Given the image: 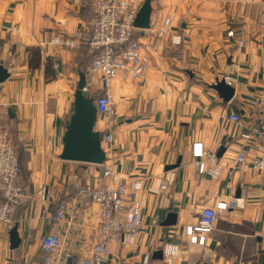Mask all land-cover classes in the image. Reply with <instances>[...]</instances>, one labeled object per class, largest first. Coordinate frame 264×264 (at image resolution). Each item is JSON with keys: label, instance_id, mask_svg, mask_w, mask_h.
Returning <instances> with one entry per match:
<instances>
[{"label": "crops", "instance_id": "crops-1", "mask_svg": "<svg viewBox=\"0 0 264 264\" xmlns=\"http://www.w3.org/2000/svg\"><path fill=\"white\" fill-rule=\"evenodd\" d=\"M90 1L0 0V63L9 75L0 84V131L17 147L28 196L13 217L17 249H10V230L0 228V264H38L44 235H57L60 252L71 259L87 257L97 239L99 208L78 199L75 187L107 184L102 167L59 159L79 74L88 83V59L48 44L58 35L89 32ZM151 5L150 21L170 18L172 33L182 35L183 43L156 49L155 38L141 36L150 60L146 83L125 75L112 83L117 123L110 152L102 146L105 165L112 164L123 183L143 181L134 199L144 230L134 245H116L106 264H143L145 255L150 264H264V174L234 164L236 153L249 158L260 150L258 134L238 139L251 127L259 131L256 110L243 102L241 88L264 89V0ZM55 64L63 67V76H57ZM224 77L236 86L229 101L210 88ZM231 114L242 122H230ZM98 117L94 131L100 133ZM194 144L213 160L194 158ZM198 163L206 165L205 173L196 172ZM47 195L48 215L42 216ZM219 203L225 208L204 245L189 243L185 229L195 226L205 206ZM60 205L64 215L56 222ZM165 243L179 247L169 262Z\"/></svg>", "mask_w": 264, "mask_h": 264}, {"label": "built area", "instance_id": "built-area-1", "mask_svg": "<svg viewBox=\"0 0 264 264\" xmlns=\"http://www.w3.org/2000/svg\"><path fill=\"white\" fill-rule=\"evenodd\" d=\"M92 15L90 30L85 33L77 30L71 35H58L49 41L55 48L68 50L73 53H83L88 59L87 77L83 91L94 96L96 113L100 117L104 130L102 146L110 152L112 145V130L116 126V113L112 99V83L118 75L128 76L132 81L146 83V73L149 68V57L145 53V45L140 41L141 36L156 39L155 48L163 43L179 47L183 43L182 35L172 33L171 19L165 18L159 22L150 21L147 30L134 28L133 23L143 0H91ZM241 43V42H240ZM241 45V44H240ZM57 76H63V67L55 64ZM223 80L228 83L227 77ZM231 86V85H230ZM236 91V86L233 87ZM243 102L256 110L258 128H249L241 133L239 142L249 141L254 134H258L260 150L253 157H246L242 151L235 155V166L240 170H251L264 174V89L250 92L244 88ZM228 120L233 123L242 122L237 114H231ZM192 156H205L213 160L211 155L202 151L201 145L192 146ZM213 162V161H212ZM98 167V166H97ZM206 165L198 163L196 172H206ZM101 179L107 184L77 185L76 197L86 200L99 208L100 220L97 239L92 245L89 255L78 259H71L67 253H61V241L57 235H44L39 240L43 252L38 264H106L113 255L118 244L132 246L138 236L143 233V215L141 207L135 201L134 195L143 187V181L123 183L114 170L112 164H104ZM74 179H77L75 177ZM165 190V186H161ZM44 192L42 193L43 196ZM47 195L44 199L45 208L42 216L48 215ZM28 200L23 190V176L20 170L17 147L13 144L9 134L0 131V228L10 230L14 215ZM224 204L215 207L205 206L199 213L195 226L187 227L185 235L191 244L204 245L205 236L215 225L219 212L224 210ZM64 215V207L60 205L54 213L53 220L60 222ZM158 224V217L151 221V225ZM178 245L165 243L162 247L166 262L178 253ZM143 264H150V256L145 255Z\"/></svg>", "mask_w": 264, "mask_h": 264}, {"label": "water", "instance_id": "water-1", "mask_svg": "<svg viewBox=\"0 0 264 264\" xmlns=\"http://www.w3.org/2000/svg\"><path fill=\"white\" fill-rule=\"evenodd\" d=\"M151 4L152 0H143L133 23L134 28L138 30L149 28L152 13ZM8 77L7 70L0 63V84L6 81ZM85 85V75L79 74V80L73 95L72 113L64 127L61 139L62 149L59 159L66 162L102 167L106 161V153L102 147V134L94 131L96 108L94 98L83 91ZM210 88L224 101H229L234 95V88L223 79L217 80ZM176 166H178V163L174 167ZM166 225H173V223L167 222ZM8 236L10 249H17L20 244L17 225L10 229Z\"/></svg>", "mask_w": 264, "mask_h": 264}, {"label": "rangeland", "instance_id": "rangeland-1", "mask_svg": "<svg viewBox=\"0 0 264 264\" xmlns=\"http://www.w3.org/2000/svg\"><path fill=\"white\" fill-rule=\"evenodd\" d=\"M227 84H228V83H227ZM97 120H99V121L101 122V119H100V117H98V118H97Z\"/></svg>", "mask_w": 264, "mask_h": 264}, {"label": "trees", "instance_id": "trees-1", "mask_svg": "<svg viewBox=\"0 0 264 264\" xmlns=\"http://www.w3.org/2000/svg\"><path fill=\"white\" fill-rule=\"evenodd\" d=\"M94 98V96H92Z\"/></svg>", "mask_w": 264, "mask_h": 264}]
</instances>
